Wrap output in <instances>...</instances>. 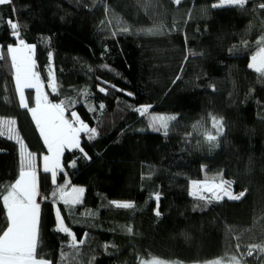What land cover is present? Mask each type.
<instances>
[{"label":"trees","instance_id":"obj_1","mask_svg":"<svg viewBox=\"0 0 264 264\" xmlns=\"http://www.w3.org/2000/svg\"><path fill=\"white\" fill-rule=\"evenodd\" d=\"M261 3L248 0L243 10L212 8L218 0H11L0 5L1 54L8 57L7 46L17 40L34 45L35 71L45 91L52 68L55 88L47 90L48 100L63 101L69 117L75 110L97 129L94 139L81 135L84 152H64L63 171L53 184L41 170L47 153L42 137L28 109L19 106L14 69L9 59L0 58V119L16 122L19 138L36 158L39 260L206 264L229 263L235 256L244 264H264V252L247 256L250 245L264 246V72L248 67L264 47ZM10 19L18 25L15 33ZM160 25L157 34L148 31ZM26 96L33 108V91ZM143 105H152L150 114L176 117L167 135L134 111ZM20 159L17 144L0 136L3 230L8 226L3 197L19 178ZM220 179L245 195L211 203L190 195L192 181ZM67 184L85 190L79 204H58L77 242L86 238L77 249L56 229L51 194ZM110 201L133 207L117 208Z\"/></svg>","mask_w":264,"mask_h":264},{"label":"snow or ice","instance_id":"obj_2","mask_svg":"<svg viewBox=\"0 0 264 264\" xmlns=\"http://www.w3.org/2000/svg\"><path fill=\"white\" fill-rule=\"evenodd\" d=\"M148 2L150 4L151 0H148ZM180 2L181 0H175L177 4ZM9 3H11V0H0V5ZM247 3L248 0H219V4H213L212 8L234 5L243 10ZM259 7L264 9V3H261ZM8 23L10 24L11 31L15 33L18 28L17 23L12 22L11 19ZM162 27L160 25L148 31L151 34H157ZM122 31L127 33L129 29L128 27H123ZM112 35L115 36L117 33L113 32ZM260 43L264 44V38L261 39ZM34 48V45L26 44L21 39L16 46L8 45L7 53L11 58V66L15 70L16 91L19 93L20 107L28 109L31 113L35 126L43 139V143L46 145L48 153H50V155L43 157V172L51 173L52 183L55 184L57 172L63 171L60 160L63 151L65 149H79L81 152H84V149L81 147L80 134L87 133L88 139H94L97 135V129L95 127L90 128L85 124L75 110L71 111V119L66 118L64 115L66 109L63 101L60 103H51L47 96L41 95V78L40 74L35 71L36 62L32 55ZM48 55L49 61H51L52 53L50 52ZM252 61V63L248 64L250 69H255L257 72H264V47H261L259 53L252 57ZM49 82L50 87L54 86L51 73H49ZM175 82L173 81V83ZM25 89H35L36 91V106L33 108H29L26 101ZM98 90L101 93L107 94L106 89L103 87ZM126 94L129 96L133 95L132 93ZM99 107L103 110L105 105L100 103ZM151 108L152 105H143L135 108L134 111L139 113L141 117L148 116L149 127L151 129L157 132L163 129L164 134L167 135L169 122L176 120V117L150 114L149 110ZM3 123L4 121H0V124ZM7 123L9 125V139H11L12 133L14 132L12 125L16 122L9 120ZM215 126L219 129V134H222L223 128L221 123L217 121ZM2 135L3 133L0 132V136ZM208 139L209 141H214L216 137L209 136ZM21 147L23 148L22 142ZM85 157L90 159L86 153ZM192 184L196 186L198 191L211 194V198L207 200L208 203H211L212 200L221 201L225 197L229 201H238L245 195L244 191H241L239 194H234L232 191V182L223 179H220L218 183L192 181ZM84 191L82 187H72L71 193L66 195L65 189L60 188L58 193H53V196L59 195L60 200L65 205H77L81 202ZM37 195V174L33 170V156L29 153L23 158L19 178L15 180V183L11 184L7 195L3 197V205L7 209L8 226L6 230L0 229V231H3V235H0V264H50V262H46L45 260L36 259L38 247L37 225L40 215V204L36 200ZM190 195H195V193H190ZM198 198L201 200L205 199L203 195ZM155 199L158 201L160 199L159 195ZM110 204L122 209H130L133 207V204L129 202L110 201ZM154 214L156 216L160 215L158 204L154 210ZM56 220L58 226L57 231L66 233L71 237L70 246L72 248L77 249L78 245L85 244L86 238L80 239L77 242L75 235L64 226L59 209L56 211ZM86 236L87 234H85ZM257 250L264 252V246L250 245L247 256L252 257L253 253ZM215 264H220V262L217 261ZM232 264H240L235 256L232 257Z\"/></svg>","mask_w":264,"mask_h":264},{"label":"rangeland","instance_id":"obj_3","mask_svg":"<svg viewBox=\"0 0 264 264\" xmlns=\"http://www.w3.org/2000/svg\"><path fill=\"white\" fill-rule=\"evenodd\" d=\"M218 4H219V0H218ZM225 6H234V5H225ZM225 6H221V7H225ZM14 37H17L16 35L14 36ZM18 42H19V40H17L16 41V44H14V45H12V46H16L17 44H18ZM29 45H31V44H29ZM34 51H35V48H34ZM34 51H33V58H34ZM259 53V52H258ZM257 55V54H256ZM3 57V59L5 60V59H9L10 60V62H11V58H10V56H3L1 53H0V58H2ZM253 61H252V59H251V62L250 63H252ZM257 63H258V61H257ZM253 71H255V72H257L255 69H252ZM49 73H51L52 74V80L54 81V78H53V73H52V68L50 67L49 68ZM257 73H261V72H257ZM49 76H48V82H47V84H46V87H47V90L49 91V92H53L54 91V88H55V86H52V87H50L49 86ZM14 89H15V92H16V96H17V99H18V103H19V93L16 91V83H15V70H14ZM27 90H32L33 91V94H34V98H33V101H34V105H35V96H36V91H35V89H25L24 90V93H25V98H26V101H27V96H26V91ZM47 90L45 91V89H44V84L41 82V88H40V93H41V95H44V96H46V92H47ZM19 106H20V104H19ZM36 106V105H35ZM22 109H25V108H22ZM30 113V112H29ZM31 114V113H30ZM64 115H65V117L66 118H68V119H71V117H69L68 115H67V112H66V110H65V112H64ZM0 121H4V123L3 124H0V132H2L3 133V135H6L8 138H9V131H8V128H9V125H8V123H7V121H9L8 119H0ZM35 123V122H34ZM12 128L14 129V132L12 133V138L10 139V140H12V141H14L16 144H17V147H18V150H19V155H20V157H21V164H22V162H23V158L25 157V156H27L30 152L28 151V149H27V147L25 146V144L23 143V141L19 138V136H18V134H17V131H16V128H15V125H12ZM39 131V130H38ZM82 134H84V133H81L80 134V137H81V135ZM86 134V133H85ZM43 140V139H42ZM21 142L23 143V148L21 147ZM43 145H44V143H43ZM44 147H45V149H46V151H47V147H46V145H44ZM69 151V149H65L64 151H63V154H64V152L65 151ZM73 150V149H72ZM63 154H62V156L60 157V160H61V165H62V157H63ZM45 155H50V153H48V151H47V153L46 154H44V155H42L41 156V170L43 171V157L45 156ZM32 156H33V154H32ZM36 158H35V156H33V170L35 171V172H37L36 170ZM59 172H61V171H58L57 172V176H58V173ZM37 174V173H36ZM50 175H51V173H49ZM56 181H57V178H56ZM207 182H209V183H212V182H214V181H208V180H206ZM203 182H205V181H203ZM218 183V182H217ZM72 187H76V186H71L70 184L68 185H63V186H61V187H58L56 190H55V192H57L58 193V191H59V189L60 188H63V189H65V194L67 195V194H70L71 193V188ZM192 190H193V193H195L196 195H198V196H201V195H203L206 199L207 198H211V194L210 193H208V192H202V191H198L197 190V188H196V186H194V185H192ZM53 191H52V194H51V196L54 198V212H55V216H56V211H57V209H58V204L61 202L62 204H64L63 203V201L62 200H60V198H59V195H57V196H53ZM234 193V192H233ZM235 194V193H234ZM224 199H227L226 197L224 198ZM36 200H37V202L39 203V204H41L40 203V199H39V197H38V195H37V197H36ZM228 200V199H227ZM66 207L67 206H69V205H65ZM70 206H73V205H70ZM69 206V207H70ZM6 214H7V211H6ZM62 219V218H61ZM57 220H56V229H57ZM37 233H38V225H37ZM62 233V232H61ZM63 234H66V233H63ZM67 235V234H66ZM68 236V235H67ZM69 237V236H68ZM69 240H71V237H69ZM36 259H38L37 257H36ZM39 260V259H38ZM238 260H239V262H242V263H240V264H244L243 263V259L241 258V257H239L238 258ZM215 262H217V261H214V262H209V263H206V264H215ZM220 262V264H232V261L231 262H229V263H225V262H223V261H219ZM143 264H167V263H164V262H161V261H159V260H151V261H148V262H145V263H143Z\"/></svg>","mask_w":264,"mask_h":264},{"label":"crops","instance_id":"obj_4","mask_svg":"<svg viewBox=\"0 0 264 264\" xmlns=\"http://www.w3.org/2000/svg\"><path fill=\"white\" fill-rule=\"evenodd\" d=\"M0 53H1V51H0ZM34 59V58H33ZM35 107V106H34ZM30 114V113H29ZM30 116H31V114H30ZM31 118H32V116H31ZM33 120V119H32Z\"/></svg>","mask_w":264,"mask_h":264}]
</instances>
